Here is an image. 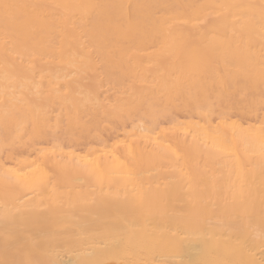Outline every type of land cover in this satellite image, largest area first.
Masks as SVG:
<instances>
[{
	"label": "bare ground",
	"instance_id": "obj_1",
	"mask_svg": "<svg viewBox=\"0 0 264 264\" xmlns=\"http://www.w3.org/2000/svg\"><path fill=\"white\" fill-rule=\"evenodd\" d=\"M85 111L139 118L41 137ZM27 124L0 264H264V0H0V134Z\"/></svg>",
	"mask_w": 264,
	"mask_h": 264
},
{
	"label": "rangeland",
	"instance_id": "obj_2",
	"mask_svg": "<svg viewBox=\"0 0 264 264\" xmlns=\"http://www.w3.org/2000/svg\"><path fill=\"white\" fill-rule=\"evenodd\" d=\"M126 85H122L124 88H126L129 85V82H125ZM110 86V85H109ZM114 88V87H113ZM119 88V87H118ZM117 87L114 88V90H118ZM121 88V87H120ZM213 104L214 111L216 110L218 112L219 108L220 111H224L226 113H234L240 114V111H242V104L234 106L233 109H223L228 105V103H217L215 101H211ZM177 106H181V103L176 102ZM219 104V107H218ZM161 105V104H159ZM217 107V108H216ZM240 107V108H235ZM170 110L174 111V109ZM230 110V111H227ZM89 111V110H88ZM88 111L83 112L79 117V123H84L85 128L81 131L77 126H75L70 133H67L65 131V121L60 124V127L54 128L52 122H48L46 126H44L43 129H41L40 135L41 137H47L54 142L59 143H67L72 142L74 144H79L80 146L88 143V142H94L99 139H103L105 137H109V135L113 133H120L118 129H120L121 126H126V130L131 127V125L138 120L139 115H131L129 118L125 116H120L118 118H105L100 117L98 118V122L95 126L92 125V116H90ZM87 113V114H86ZM228 113V114H229ZM237 114V115H238ZM87 115V116H86ZM232 115V114H231ZM82 116V117H81ZM169 116L161 117L158 116L159 120L161 122H164L166 120L165 118H168ZM163 120V121H162ZM32 128L30 124L26 125L25 130L23 133H17L13 134L10 137L1 136L0 134V157L3 160L8 159V157H20L21 155L25 154L29 150V143L32 141ZM39 138V137H37ZM38 141V140H37Z\"/></svg>",
	"mask_w": 264,
	"mask_h": 264
},
{
	"label": "snow or ice",
	"instance_id": "obj_3",
	"mask_svg": "<svg viewBox=\"0 0 264 264\" xmlns=\"http://www.w3.org/2000/svg\"><path fill=\"white\" fill-rule=\"evenodd\" d=\"M3 7L5 8V10H7L10 7V5L5 4L3 5ZM52 264H55V262H52Z\"/></svg>",
	"mask_w": 264,
	"mask_h": 264
}]
</instances>
